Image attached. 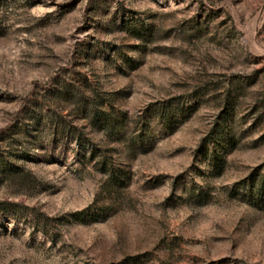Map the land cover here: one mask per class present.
<instances>
[{"label": "rangeland", "instance_id": "374dc122", "mask_svg": "<svg viewBox=\"0 0 264 264\" xmlns=\"http://www.w3.org/2000/svg\"><path fill=\"white\" fill-rule=\"evenodd\" d=\"M0 264H264V0H0Z\"/></svg>", "mask_w": 264, "mask_h": 264}]
</instances>
